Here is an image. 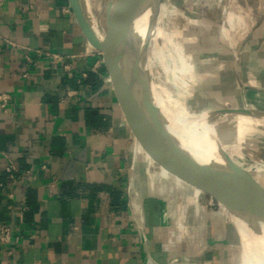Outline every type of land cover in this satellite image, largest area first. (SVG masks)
Here are the masks:
<instances>
[{
    "label": "crops",
    "instance_id": "obj_1",
    "mask_svg": "<svg viewBox=\"0 0 264 264\" xmlns=\"http://www.w3.org/2000/svg\"><path fill=\"white\" fill-rule=\"evenodd\" d=\"M235 2L248 25L226 64L234 102L254 105L264 0ZM0 93V264H234V223L182 177L153 176L67 0H1Z\"/></svg>",
    "mask_w": 264,
    "mask_h": 264
},
{
    "label": "rangeland",
    "instance_id": "obj_2",
    "mask_svg": "<svg viewBox=\"0 0 264 264\" xmlns=\"http://www.w3.org/2000/svg\"><path fill=\"white\" fill-rule=\"evenodd\" d=\"M87 1L94 14L101 12L103 24L106 0ZM152 10L150 6L145 15L142 45L146 37L149 38L143 53L150 63L154 94L164 98L165 107L176 112L210 116L220 109L210 98L228 107L243 106L241 98L234 102V75L232 66L226 64L237 55L235 32L246 30L248 25L243 4L234 3V0H161L150 24ZM228 12L234 14L232 26L226 19ZM256 85L264 86V81ZM247 93L264 97V93L257 91ZM258 101L260 103L245 106L264 111V98ZM261 127H250L246 133L249 140L234 146V150L239 149L241 158L235 159L243 166L262 165L264 169V128ZM250 174L264 185V175L254 171ZM158 176V180L169 176L176 184L185 185L164 169ZM213 202L216 205V200ZM220 209L223 211L221 204ZM242 244L239 235L234 264H245Z\"/></svg>",
    "mask_w": 264,
    "mask_h": 264
},
{
    "label": "water",
    "instance_id": "obj_3",
    "mask_svg": "<svg viewBox=\"0 0 264 264\" xmlns=\"http://www.w3.org/2000/svg\"><path fill=\"white\" fill-rule=\"evenodd\" d=\"M75 20L88 41L98 51L105 62L113 89L127 120L140 141L149 152V157L191 184L206 192L212 199L230 205L231 201L243 205L257 219L264 221V185L229 159L223 166L201 164L191 157L168 130L170 122L153 103L150 80L145 74L131 67V57L139 44L134 32L129 36L131 24L124 22L119 14L121 0H106L103 4L104 22L101 12L94 14L87 0H67ZM134 21L146 7H152L154 15L161 0H127ZM131 21V23H132ZM95 25L102 36L98 37ZM146 37L143 50L148 42ZM220 109L211 113L242 114L256 119H264V111L244 107H228L221 102L212 101ZM178 126L176 122H172ZM196 179L201 185H198Z\"/></svg>",
    "mask_w": 264,
    "mask_h": 264
},
{
    "label": "bare ground",
    "instance_id": "obj_4",
    "mask_svg": "<svg viewBox=\"0 0 264 264\" xmlns=\"http://www.w3.org/2000/svg\"><path fill=\"white\" fill-rule=\"evenodd\" d=\"M121 1L122 2L119 5V14L124 22H129V24H131L129 36L130 33L132 34L134 32L139 38V44L131 57V67L141 71L150 80L153 103L160 109L166 120L170 122L167 126L168 130L180 143V146L201 164L223 166L226 163L225 159H229L243 167L247 172L254 171L264 175V169L261 167L262 165H241L235 159V157L240 158V151L239 149L234 150V146H238L249 140L246 133L250 127L252 128L260 125L262 126L261 128H264V119L259 118L258 120L253 117L236 113L199 116L167 109L165 107L164 98L162 96L159 97L160 95L158 96L157 93V95L154 94L153 82L149 75L150 63L145 57L142 48L144 20L150 6L146 7L144 11L132 21L127 0ZM233 15L228 12V15L226 16V19L231 26ZM92 27L98 37L102 36L101 31H99L95 25ZM245 107L251 110L255 109L253 107ZM171 121L176 122L178 126H173ZM160 170H163V168ZM220 204L223 207L224 213L230 217L241 236L244 253L242 258L244 259V263L264 264V221L257 219L250 211L239 203L231 201L230 205H226L222 202H220Z\"/></svg>",
    "mask_w": 264,
    "mask_h": 264
},
{
    "label": "built area",
    "instance_id": "obj_5",
    "mask_svg": "<svg viewBox=\"0 0 264 264\" xmlns=\"http://www.w3.org/2000/svg\"><path fill=\"white\" fill-rule=\"evenodd\" d=\"M1 3V0H0ZM99 55H101L98 51H96ZM53 58H55V56H53ZM9 101V96L6 93H0V108L2 110H6L7 109V103ZM149 169L151 170L153 176L157 179L158 173L160 172V169L162 168L160 165H158L155 161H153L150 157H149ZM5 171L11 176L13 177V173L16 171V166L12 161H9L8 164L5 167ZM158 176V177H157ZM159 179V178H158ZM157 179V180H158ZM216 205L217 207L220 208V204L219 202L216 201ZM1 233H3V235L0 237V239L2 241L6 240L7 235H8V228L5 226H2L1 228Z\"/></svg>",
    "mask_w": 264,
    "mask_h": 264
},
{
    "label": "trees",
    "instance_id": "obj_6",
    "mask_svg": "<svg viewBox=\"0 0 264 264\" xmlns=\"http://www.w3.org/2000/svg\"><path fill=\"white\" fill-rule=\"evenodd\" d=\"M6 172V171H5ZM7 173V172H6ZM8 174V173H7Z\"/></svg>",
    "mask_w": 264,
    "mask_h": 264
}]
</instances>
